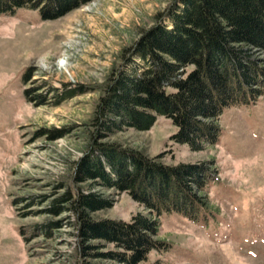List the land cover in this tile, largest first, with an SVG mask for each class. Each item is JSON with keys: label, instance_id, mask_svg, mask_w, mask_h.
<instances>
[{"label": "rangeland", "instance_id": "374dc122", "mask_svg": "<svg viewBox=\"0 0 264 264\" xmlns=\"http://www.w3.org/2000/svg\"><path fill=\"white\" fill-rule=\"evenodd\" d=\"M177 1L92 0L46 21L28 8L0 14V264H80L76 216L68 203L53 206L67 191L92 190L112 202L90 214L97 222L147 213L125 192L73 177L109 78L146 30L171 28L166 13ZM79 87L85 92L58 101ZM217 124V143L200 151L173 142L177 129L162 116L148 130L122 128L100 140L166 165L207 162L215 171L205 217L161 218L155 238L166 248L142 264H264V92L224 109ZM93 244L103 253L114 248Z\"/></svg>", "mask_w": 264, "mask_h": 264}, {"label": "trees", "instance_id": "16d2710c", "mask_svg": "<svg viewBox=\"0 0 264 264\" xmlns=\"http://www.w3.org/2000/svg\"><path fill=\"white\" fill-rule=\"evenodd\" d=\"M90 1L0 0V14L28 8L43 21L54 20ZM166 16L171 28L160 22L146 30L109 78L90 149L73 177L76 184L125 192L147 213L129 222H97L90 214L112 202L92 190L67 191L53 206L68 203L76 216L80 264H142L150 251L166 248L155 238L161 218L176 214L196 222L209 211L204 192L215 175L211 163L166 165L102 138L122 128L148 130L162 116L177 129L173 142L200 151L205 142L217 143L224 109L254 102L264 92V59L256 54L264 53V0H178ZM28 77L26 70L22 82ZM84 92L79 87L57 98ZM94 241L114 248L103 253Z\"/></svg>", "mask_w": 264, "mask_h": 264}]
</instances>
